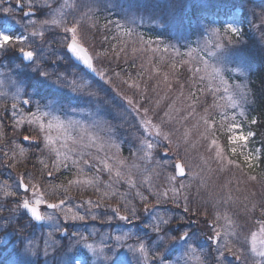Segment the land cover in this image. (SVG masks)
Here are the masks:
<instances>
[{"label":"snow or ice","instance_id":"1","mask_svg":"<svg viewBox=\"0 0 264 264\" xmlns=\"http://www.w3.org/2000/svg\"><path fill=\"white\" fill-rule=\"evenodd\" d=\"M44 4L49 12L41 18L37 16L41 6L36 0H0V67L8 69L7 74L0 73V76H4L0 84L7 81L15 89L11 95L10 107L6 103L0 104V110L12 120L11 125L0 120V143L5 136L2 131L5 127L10 132L23 131L24 135L18 141H13L18 151L5 153L7 160L4 166L15 169L32 146L42 145L55 154L52 169L59 173L62 168L68 169L69 161L72 165L78 163L69 155L70 150L62 152L57 147V142L67 128L80 126V121L62 120L50 108L34 102L21 87L17 79L18 73L28 68L39 77L68 88L74 94L98 98L92 81L45 67V57L38 44L51 49L53 43H58L59 48L66 50V55L79 62L96 78L108 83L110 78L107 72L96 65L100 57L107 55L109 50L101 47L93 53L83 38L85 28L93 32L101 28L97 23V13L100 11L98 8L86 7L85 11L78 2L76 11L73 12L78 13L77 15L71 13V19L63 16L57 19L55 16L59 14L60 8L57 0H44ZM53 4H57V7H53ZM154 7L155 11L144 15L130 14L124 25L119 19L106 17L107 22L102 27L105 30L110 26L123 29L121 34L131 38L133 44L138 43L144 48L147 46L154 52L167 53L171 50L181 57H191L193 52L198 51L190 47L193 37L197 41H204V48L200 51L205 55L211 53L216 65H219L212 68V79H220L223 92L235 93V96L227 97L228 104L240 120L234 125L235 132L243 136L241 143L247 146L257 135L253 129L257 126L264 127V113L250 114L249 105L254 103V91L245 82L251 80L253 73V63L249 59L247 48L255 47L256 54L264 65V5L257 11L252 6V0H163ZM144 25L153 27L141 33L138 29ZM157 30L160 35L153 34ZM50 33L61 35L50 42ZM169 33L175 34L174 40L162 38ZM249 34L255 37L251 43L245 39ZM206 37L211 39H205ZM113 39L118 37L114 36ZM103 40L107 42L108 37L104 36ZM161 44L163 47H160ZM181 48H188L189 51L182 53ZM124 50L125 47L122 46L116 51L112 45V51H116L117 55ZM136 50L133 48V53ZM8 53L18 59L19 64L9 66ZM64 58L60 55L47 57L53 64ZM196 60L204 65L205 70L208 69L207 60L199 55ZM232 73L238 74L235 78L240 83H229ZM214 90L219 92L220 88ZM7 99L8 93L0 92V100ZM85 109L87 108L79 110ZM76 112L77 110H73L72 114ZM86 118H90L93 126L105 136L111 137L108 115L103 108H93ZM245 124L249 126L247 130ZM33 129L40 133L39 139L31 134ZM53 131L57 135H52ZM29 141L31 143L27 147L23 146V142ZM107 144L115 146L111 141ZM63 147L67 148L66 139ZM119 147L122 149V145ZM235 151L233 149L234 154ZM258 152H264V148ZM164 157L167 158V153H164ZM244 159L255 166L264 160V155L250 152ZM39 163L43 168H49L45 161L40 160ZM101 163L112 181L108 184L109 189H112L113 183L126 184L129 189H136L135 192L125 191L122 194L117 188L110 193H101L96 200L87 199L73 205L59 191L62 189L63 194H67L69 187H65L63 183H53V170L45 173V185L27 172L15 177L8 175L5 178L0 175V264H172L171 257L176 251H183L187 257L184 264H190L192 260L196 264H209V256L212 264H264V246L258 247L253 242L251 232L242 238L239 235V225L232 218L227 215L221 217L216 213L215 220L210 221L207 219V212H204L203 224L208 229L205 235L208 249L205 251L199 244L200 221L194 211L190 214L187 200L180 204L174 196H169L167 190L155 191L148 183V177H145L149 190L146 195L137 189L130 173H124L120 167H114L105 161ZM117 163L123 166V161ZM180 167L182 165H177V168ZM187 175L185 170L181 178ZM78 176L83 179L68 180L67 184L101 191L98 187L99 175L90 176L80 167ZM251 179L255 180L256 177L252 176ZM172 192L175 193L176 189L173 188ZM116 197L119 199L115 205L109 202ZM169 200L173 201L171 207L167 206ZM261 212L264 214V209ZM221 219L224 221L223 226L220 225ZM255 223L259 226L260 233L264 234V218L257 219ZM45 227L49 230L44 231ZM245 243L248 244L247 249L244 247ZM175 264H181V261L177 259Z\"/></svg>","mask_w":264,"mask_h":264},{"label":"trees","instance_id":"2","mask_svg":"<svg viewBox=\"0 0 264 264\" xmlns=\"http://www.w3.org/2000/svg\"><path fill=\"white\" fill-rule=\"evenodd\" d=\"M36 2L41 6L37 15L47 16L49 10L44 4V0H36ZM78 2L85 11H87L86 7H94L100 10L97 13V23L101 25V28L95 32L85 28L83 38L93 53L101 47L109 50L107 55L100 57L96 66L107 72L110 83L99 80L86 72L81 66L75 64L66 55L65 49L59 48L58 43H53L51 49H45L46 47L38 44L41 54L45 57V67L55 69L56 72H63L68 76L83 77L92 81L98 98L74 94L68 88L39 77L36 72L28 68L19 71L17 76L24 92L34 102L46 106L45 104L50 101L59 105L62 111L87 108L83 111L88 113L93 108L97 110L103 108L105 114L108 115V123L112 134L122 145L121 156L131 160V162H133V158L139 159L138 162L141 166L135 171L138 181V184H136L137 189L146 195L149 194L145 183V177H148V183L152 185L155 191L163 192L167 190L169 196H174L180 204L187 200L190 214L194 211L200 221L199 244L205 251L208 249V241L203 234L204 231H208L203 224L205 211L207 212V219L210 221L215 220L214 214L216 213L221 217L227 215L239 225V229L243 227L247 232L254 231V228L259 227L255 221L264 218V214L261 212V209H264V160L259 162L260 165L262 164L261 166L257 167L255 165L256 168H252L251 175L255 173L259 177L257 182L249 185L251 179L247 177L249 176L248 173L237 170L233 172V181L230 182V187L225 191L220 183H225L227 168L214 157L213 151H207L204 147L200 150L193 148L199 143L192 137L194 128L199 127L200 124L206 125L203 128L204 132L199 135L205 136L207 131L214 130L210 132L211 136L222 143L223 146L226 145L227 139L223 131L221 132V129L218 128L220 121L223 119V113L220 110L221 97L213 94L208 82L198 77L199 75L196 73L194 66L190 67L188 65L190 70L187 68L185 65L186 60L184 61L186 56L170 55L169 52H158L150 56L148 51L143 55V52L137 50L133 53L132 49L137 48V45L133 44L131 38L124 37L121 34L123 29L118 30L114 26H110L108 30H105L102 27L107 22L106 17L112 20L119 19L120 23L124 25L130 14L144 15L149 11H155L154 6L162 3L163 0H57V4L60 6L59 10H62V13L68 19H71L70 14L76 11ZM57 4H53V7H57ZM146 5L153 7L146 8ZM261 5H264V1L252 0V6L256 9L259 6L257 11H259ZM77 14L73 13V15ZM152 27V25H144L138 31L144 33L145 30H150ZM153 34L160 35V31L157 30ZM59 35L61 34L50 33L48 39L51 42V40L57 39ZM104 36L108 37L107 42L103 40ZM114 36H117L118 39H113ZM162 38L174 40L175 34H164ZM194 39L197 38L193 37L192 40ZM245 39L251 43L255 37L249 34ZM112 45L115 46L116 51H119L122 46L125 47V50L117 55L116 51H112ZM181 49L183 50L181 52L184 53V48ZM247 53L253 63V73L251 80L248 82L251 90L254 91V103L249 105V111L252 115H258L264 113V65L261 64L255 47L247 48ZM49 55H60L65 58L53 64L47 59ZM7 59L9 66H14L20 62L11 53L7 54ZM0 73L7 74V67H0ZM0 80H4V76H0ZM177 88H181L183 95H181V91H177ZM0 92L8 93V99L6 101L0 100V104L6 103L10 107L11 95L15 92V89L5 81L0 84ZM183 97L186 102L185 107L182 106ZM221 107L223 109L222 105ZM181 108L193 114V119L191 120L186 116ZM189 112L187 115L190 114ZM195 118L197 120L194 121ZM170 119L174 122H171ZM175 119L180 124L175 122ZM0 120L5 121L6 125L12 124V120L7 117L3 110H0ZM210 122H213V124H209ZM157 124L163 130L158 129ZM174 126L175 128H173ZM255 129L257 130L255 140L262 149L264 148V143H262L264 142V127L257 126ZM2 131H4L5 136L3 142L0 143V175L5 178L8 175L15 177L27 172L32 174L33 178L37 179L42 185H45V173L53 170V183H63L65 187H69L67 194H63L62 189L59 191L63 198H66L73 205L87 199L96 200L100 198L101 193H110V191L117 188L122 194L125 191L134 193L136 190L129 189L126 184L116 185L114 183L112 189L108 188V184L112 181H110L109 173L104 168V164L101 163L106 156L102 149L99 153L96 152L95 148L88 151L81 149L78 152L71 149L66 150H70L69 155L78 163L72 165L69 161L67 170L62 168L59 173H56L52 169L56 159L55 154L43 148L42 145L32 146L15 169H8L4 166L7 160L5 153L11 154L13 151H18L13 141H18L24 135V132H10L7 127ZM31 134L37 139L40 138V133L36 129L31 130ZM151 139L157 141L158 145L155 146L150 142ZM146 141L150 143V154L145 158L142 156V145ZM30 143V141L23 142V146L27 147ZM167 145H170V147L167 148ZM164 153H167V158L164 157ZM260 154L264 155V152H260ZM176 156H178L177 159L187 163L192 170L195 168L196 174L202 177V181L199 183L197 180L191 179L194 177H191L189 178L191 180L189 188L186 190L177 188L178 192L173 193L169 190V186L165 181L174 172ZM40 160L45 161L49 168H43L39 163ZM238 160L242 161V158ZM85 161H89V163H85ZM7 162L11 163V161ZM80 167H83L90 176L99 175L100 185L98 187H100V192H97L94 188L84 189L82 186L75 184L69 186L67 184L68 180L83 179L82 176H78ZM159 185H162L164 190H156ZM118 199L119 197H116L109 202L115 205ZM223 201L230 204L227 210L223 207L221 209ZM172 205L173 201L169 200L167 206L171 207ZM254 205L255 209H253ZM43 230L47 231L49 229L45 227ZM247 246V243H245L244 247L247 248ZM171 259L172 264H175L177 259L181 261V264H184L187 257L183 251H176ZM190 264H196V261L192 260ZM209 264H212L211 256H209Z\"/></svg>","mask_w":264,"mask_h":264},{"label":"rangeland","instance_id":"3","mask_svg":"<svg viewBox=\"0 0 264 264\" xmlns=\"http://www.w3.org/2000/svg\"><path fill=\"white\" fill-rule=\"evenodd\" d=\"M258 7L259 6H257V9H258ZM205 39H211V37H206ZM136 45H137V48H136L137 51L143 52V55H145L147 51L149 52L150 56L152 54L160 52V51L154 52L150 48H147V47L144 48V46H142L138 43ZM153 47H156V45H153ZM160 47H163V44H161ZM190 47L195 48L198 51L193 52L191 57H189V56L184 57V61L186 60L185 65L187 66V68H188V65L190 67L194 66L196 73L199 75L198 77L200 79L206 80L211 87L212 93L217 94L221 97L220 110L223 113V116H222L223 119L220 121V125L218 128L221 129V132L223 131V134L225 135V137L227 139L226 145L223 146L222 143H220L217 139H214V137L211 136L210 132H213L214 130H209V132L206 130L207 132H206L205 136L199 135V134H202V132H204L203 128L206 125V124H200L199 127L197 126L194 128L195 130L193 132L192 137L195 141H199V143L197 144V146L195 145L193 148H195L196 150H198V149L200 150L202 147H204L207 151H213L214 157L225 168H227L226 169V176H225V178H226L225 183L222 184L219 182L221 184L220 186L223 189H225V191L228 190V188L230 187L229 186L230 182L233 181V179H232L233 172L237 171V170H239L241 172H243V171L247 172L249 176H247L246 174L245 175L247 177H249L250 179L252 176L256 177L255 180L251 179V182L249 184V185H251L252 183L257 182L259 177L255 173H253L254 175H251L252 168H254L255 166H251L249 163H247L244 159V156L248 155L250 152H257V154L261 155L260 152H258V150H260L261 148L257 144L255 139L251 140L247 144V146H244L241 143V141L243 140V136L240 134H237L235 132L234 125L239 123L240 120L237 118V114L232 112L231 106L228 104V99H227V97L229 95L235 96V93L232 91H230L228 93L223 92V86L221 84L220 79L218 77L215 79H212V76H211L212 68L213 67H219V65H216L214 58L211 56V53H208L207 55H205V53L203 51H200V49L204 48V41H202V40L197 41V39H194V40H192ZM181 51H183V50L181 49ZM188 51H189L188 48H184V53H187ZM169 54L173 55L171 50L169 51ZM197 55H199L200 58L208 61L209 67L207 70H205L204 65L202 63H199L196 60ZM237 75L238 74H236V73L231 74L232 79L229 80L230 84H236V83L241 82L235 78ZM224 78L228 79V76L224 75ZM245 82L248 83V81H245ZM215 88H220V91L219 92L215 91L214 90ZM177 91H181V95H183L181 88H177ZM221 105L223 106V109H222ZM182 106L183 107L186 106V102H185L184 97L182 100ZM46 107L53 110V113L55 115L59 116L60 119H62V120L74 119V120L80 121V126H78L76 128H67L65 130V132L63 134H61V139L58 140L57 147L59 146V148H61V150H63V151L71 149V150H76L77 152L81 149L88 151L89 149L95 148L97 153H99L100 149H102V150H104V153H106V156L104 157V161L106 163L112 164L114 167H120V170L124 173H130L131 176L133 177V179H135L136 184H138L137 178L135 176V171L141 166V164L138 162L139 159L133 158L132 159L133 162H131V160L123 158L121 156L122 151L119 147L120 144L117 141V139L114 137L113 134L111 135V137L105 136L100 130L96 129L93 126V124L91 123V119L86 118L87 114L84 112L77 111L76 113H73V114H72V112H70V113L61 112L60 108H58V106H56L54 104H52V105L49 104ZM45 110H47V109H45ZM181 111L186 116H188L191 120L193 119V114H191L189 111H185L182 108H181ZM188 112L190 114L187 115ZM237 112H238V110H237ZM195 120H197V119L195 118L194 121ZM170 121L174 122L171 119H170ZM175 122L180 124L179 121L176 119H175ZM168 124H170V123L168 122ZM209 124H213V122H210ZM157 127H158V129H162L161 126H159L158 124H157ZM248 127L249 126L247 124H245V130H247ZM173 128H175V126ZM253 130L255 131V129H253ZM52 135L55 136V135H57V133L55 131H53ZM204 137H205V140H204ZM65 139L67 140V148L63 147ZM155 139L159 140L158 138H155ZM93 140H95L96 142L93 143ZM109 141H111L112 144L115 146H109L107 144ZM150 142H152L155 146L158 145L157 141H153L152 139L150 140ZM149 144H150L149 141H146L142 145V150H143L142 156H144L145 158L148 157L150 154ZM169 147H170V145H167V148H169ZM233 149L236 150L235 154L233 152ZM242 153H243V155H242ZM113 157H115V159ZM175 158L176 159L174 160V172L171 174L170 178L167 181L163 180L169 186V190L172 191L173 188L176 189V192H178L177 188H180L181 190H186L187 188H189V184L191 181V180H189V178H191V177H194L191 179L197 180V182L201 183L202 177L199 176L198 174H196L195 168H193V170H192L187 165V163H185L183 160L182 161L188 170V175L185 177L186 179L180 180L179 177H177L176 170H175V162H176L178 156H176ZM239 158H242V161L238 160ZM208 159H209V157H208ZM117 161H123V166H120L117 163ZM258 164L256 166H258ZM173 177H175V179H173ZM195 177H197V178H195ZM163 181H162V183H163ZM156 190L160 191V190H164V188L162 185H159V186H157ZM229 206H230L229 202L223 201L222 205H221V209L223 207L224 209L227 210L229 208ZM223 223H224V221H223V219H221L220 225L223 226ZM239 230H240L239 235L242 238L247 237L248 234L250 233V232H247L245 230V228H243V227H242V229H239ZM242 233L244 234V236H242ZM251 233H253V242L258 247L264 246V234L260 233L259 227L254 228V231H251Z\"/></svg>","mask_w":264,"mask_h":264},{"label":"water","instance_id":"4","mask_svg":"<svg viewBox=\"0 0 264 264\" xmlns=\"http://www.w3.org/2000/svg\"><path fill=\"white\" fill-rule=\"evenodd\" d=\"M177 165H182V167L177 168ZM176 170H177V174H178V176H181V174H182L185 170H187V169H186V167L183 165L182 162H177V164H176ZM41 223H42V222H41Z\"/></svg>","mask_w":264,"mask_h":264}]
</instances>
